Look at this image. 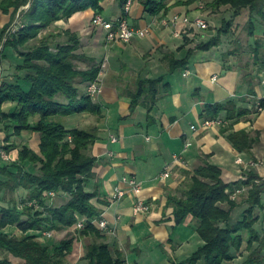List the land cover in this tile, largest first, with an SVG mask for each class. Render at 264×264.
<instances>
[{"label":"crops","instance_id":"obj_1","mask_svg":"<svg viewBox=\"0 0 264 264\" xmlns=\"http://www.w3.org/2000/svg\"><path fill=\"white\" fill-rule=\"evenodd\" d=\"M173 6V2L168 3L171 10ZM175 9L179 10V7ZM23 10L24 7L18 15ZM96 15L92 9L78 12L49 29L51 35L56 36L53 37L55 48L66 44L65 32L79 36L80 58L76 61L79 70L100 68L97 82L101 93L94 101L102 107V116L98 118L85 112L64 117L61 121L68 129L97 130V141L87 150V154L96 160V166L88 178L86 190L97 195L94 204L101 211V218L108 222L109 230L103 234L112 253L123 255L130 264L183 261L204 243L198 235L196 221L189 219L185 224H175L174 209L168 207L169 194L183 196L189 174L207 162L221 169L222 179L227 184L242 180L252 170L264 177V110L258 112L255 101L262 93L260 83L252 89L242 69L224 57L208 56L210 51L197 52L188 69L171 74L166 55L174 53L179 58L185 57L187 49H181L184 40L175 38L170 30L160 25L162 14L147 13L143 0H134L128 20L136 28L150 30V34L137 37L130 44L109 42L108 31L93 26ZM123 15L119 0H110L105 15L102 14L112 21H118ZM11 21V15H3L0 28ZM47 32L45 30L43 35ZM3 53L0 84L19 82L29 90V85L24 82L25 74L17 69L22 57L13 49ZM214 76L218 77L216 82ZM144 78H164L170 85L150 113L143 105L132 108V92ZM77 86L81 96L88 95L90 83L78 81ZM229 101L235 102L247 114L226 120L224 112L219 118L222 124L204 127L203 123L208 119L203 115L205 107ZM17 106V102H6L3 109L10 113L17 110ZM230 126L232 129L225 131ZM237 131H247L258 139L253 155L235 149L228 136ZM12 133L0 124V166H4L2 162L8 163L2 158L3 147L16 144L17 147L8 153L10 161H16L22 148L37 150L39 146L37 132L24 131L20 137ZM9 135L12 137L7 141ZM113 137L117 138L116 143L112 141ZM187 144H190L188 148ZM178 155L182 159L177 160L175 156ZM239 158L245 164L237 163ZM251 162L258 166H250ZM167 167H170V177L162 179ZM125 178H134L140 183L139 195L124 182ZM116 187L128 191L118 202L113 200ZM22 195L26 194L22 192ZM138 198L150 204L151 211L135 215L134 205ZM56 201L63 205L66 198L59 196ZM247 208L246 204H241L233 211V217L237 212L241 218ZM259 216L263 228L264 211H259ZM8 232L19 234L15 227L9 228ZM69 233L71 229L55 232L52 238L36 234L44 243L52 244L53 241L61 242ZM90 242L89 237L76 242L73 254L67 257L68 264H88L85 256ZM262 256L258 264H264V250ZM4 257L0 251V260ZM12 260L14 264L25 263L21 258L12 257ZM247 261L243 255H238L234 261L224 264H246Z\"/></svg>","mask_w":264,"mask_h":264},{"label":"trees","instance_id":"obj_2","mask_svg":"<svg viewBox=\"0 0 264 264\" xmlns=\"http://www.w3.org/2000/svg\"><path fill=\"white\" fill-rule=\"evenodd\" d=\"M110 0H0V21L3 15H11L12 21L0 29V67L3 52L13 49L22 61L18 71L24 73V82L30 89L25 90L21 83L0 86V124L20 137L24 131H34L40 135L37 150L27 147L18 153L16 161L0 166L1 194L10 198L8 206L0 209V251L5 254L0 264H14L12 257L21 258L24 264H68L67 257L72 255L76 242L89 237L85 259L88 264H125L123 255L115 256L102 231L89 223L79 232L69 233L59 244L44 243L36 233L44 231L60 232L73 228L78 216L93 221L101 217V211L94 204L95 193L86 190L96 166V160L87 154V150L97 141V130L68 129L62 118L78 113H91L102 116V107L88 95L81 96L77 82L94 83L98 80L100 68L79 70L76 61L81 40L77 34L65 32L67 42L58 45L54 52L53 35L42 39L40 34L61 20L69 19L78 12L94 10L102 15ZM124 10L128 0H119ZM200 0H188L187 4H196ZM30 10L22 12L21 23L25 26L15 33L8 30L23 7ZM145 11L153 16H169L171 8L168 0H143ZM214 8L228 7L235 10V17L245 9L251 15L250 34L255 36L253 13L264 19V0H216ZM196 6L194 9H197ZM233 20L224 22L219 34L207 42H201L195 48L190 45L194 39L192 33L183 37L187 49L183 58L174 53L166 55L169 72L188 69L194 55L218 48L223 36L230 34ZM193 32V31H192ZM264 40L256 41L254 58L256 64L264 66ZM262 56V57H261ZM252 89L254 83L250 81ZM170 85L164 78L140 79L137 90L132 92V108L143 105L149 113L162 93ZM63 98V99H61ZM6 102H17L18 109L6 112ZM264 109V100L261 103ZM226 113V120H235L247 112H242L233 101L226 104H209L203 115L208 119H219ZM232 129L227 127L225 131ZM12 135L7 136L10 141ZM236 150L253 155L258 142L247 131L233 132L228 136ZM17 146H5L10 153ZM183 196L169 194L168 207H172L176 225L185 224L189 219L197 222V232L203 245L187 259L173 264H224L234 261L240 252L252 251L246 264H258L264 250V236L259 232V211H264V177L256 171H250L245 180L227 184L222 179L219 167L210 163L189 174ZM247 188L244 204L248 208L241 218L233 221V211L241 203L233 199L238 190ZM24 192L26 195H22ZM65 197L63 205L52 204L50 193ZM21 194V195H19ZM5 197V196H4ZM6 199V197H5ZM37 200L39 208L26 203ZM20 204H24L20 208ZM17 228L19 234H11L9 228ZM42 235V234H41ZM259 244L255 248V245Z\"/></svg>","mask_w":264,"mask_h":264},{"label":"rangeland","instance_id":"obj_3","mask_svg":"<svg viewBox=\"0 0 264 264\" xmlns=\"http://www.w3.org/2000/svg\"><path fill=\"white\" fill-rule=\"evenodd\" d=\"M188 0H168L169 2H173L174 6L173 9L170 11V14H176L177 13H181V14H185V15H189V17L191 18H195L197 16H201L204 17L205 19H207V21L209 22L210 28L207 30H197V31H193L191 32L192 37L194 39L193 43L190 45L191 48H195L197 45H199L201 42H207L209 41L211 38L217 36L219 34L220 29L223 27L224 22L226 21H230L233 20V25L230 31V34L227 36H223V42L222 44L218 47L215 48L213 50L210 51V54L208 56L212 57L213 55H215L216 58H221L224 57L225 59L229 60L232 62L233 66L242 69L243 74L245 75L247 81L250 83L253 82L254 86L255 84L259 83V74L264 73V66L262 65V63L260 62L259 64H256V60L254 58V48L256 46V41L260 40L263 41L264 40V19L262 18V16H260L257 12L253 13V21H254V25H255V36L252 37L250 34V21H251V11L249 9H245L241 12V14L239 16L235 17V10L229 9L228 7H222L221 9H216L214 8L213 4L216 0H200L198 3L196 4H187ZM203 3L204 4V8L200 9V4ZM196 6H198L197 9H194ZM31 7V6H30ZM30 7L28 9H26L24 11L27 12L30 10ZM179 10L175 9L178 8ZM190 7V9H189ZM106 12V11H105ZM104 12V15H105ZM53 26H51L50 28H52ZM14 23L11 24L8 33H13V29H14ZM48 30L47 34L43 35V31L38 40L33 41L31 44H39V42L48 37L49 35H51L52 31ZM2 29V28H0ZM170 34L172 33L171 31H169ZM52 50L54 52L57 51V49L55 47L52 48ZM264 52V50H263ZM203 54V53H202ZM262 57V56H261ZM3 84H0V86H2ZM13 146H16V144H12ZM4 149V154H6L8 157V151L5 150V147H3ZM12 151V150H11ZM10 151V152H11ZM3 158V157H2ZM10 158V157H9ZM4 159V158H3ZM6 160V159H4ZM10 161V160H9ZM8 161V163H9ZM4 163V166H7L5 164V162H2V164ZM243 191H247V188H245ZM246 193V192H245ZM241 194V193H240ZM238 194V195H240ZM2 198L0 199V209L8 206V204L10 203V197L7 194H1ZM21 195V194H19ZM237 195V197H238ZM6 199H5V197ZM58 195H56L55 197H51L53 198V202L52 204H56V205H60V202L56 201L58 199ZM236 197V199H237ZM65 198V197H63ZM246 199V194L241 195L239 197L238 202H240L241 204H244V201ZM240 216L238 215V213H235V216L233 217V221L237 222ZM261 221V218H260ZM259 223L257 224V228L259 229V232L264 236V232L262 231V226ZM74 228L71 229V233H74ZM67 237V236H66ZM53 241V240H52ZM50 241V242H52ZM54 244V246L56 245V243H60L57 241H53L52 242ZM259 244L255 245V248L258 247ZM252 251H247L244 250L243 252H240L239 255H243L244 259H249L250 255H251ZM263 253V252H262ZM238 256V255H237Z\"/></svg>","mask_w":264,"mask_h":264},{"label":"built area","instance_id":"obj_4","mask_svg":"<svg viewBox=\"0 0 264 264\" xmlns=\"http://www.w3.org/2000/svg\"><path fill=\"white\" fill-rule=\"evenodd\" d=\"M133 2H134V0H128L127 1L125 8H124V15L118 21L108 20L102 15H96L93 19V26L106 29L108 31V37L107 38H108L109 42L115 43V44H117V43L130 44L137 37L144 38V37L149 36L150 30L136 28V27L132 26L128 20V15L131 12ZM29 7H30V5L24 7V9L26 10ZM204 7H205L204 4L201 3L200 9H203ZM21 18H22L21 14H19L16 21L14 22L15 28L12 31L13 33H15L17 30L25 27L21 23ZM160 25L162 27L170 30L172 32L173 36L177 39L183 38L185 34H189L192 31L207 30L210 28L209 22L204 17L197 16L195 18L194 17L191 18V17H189V15H185V14H181V13H176V14L162 18L160 20ZM186 75H188V73ZM217 80H218V77L214 76L213 81L216 82ZM259 83H260V87L262 89V93L260 95L256 96L255 101H256V110L258 112H261L264 110L261 107V103L264 100V73L259 74ZM88 93L93 98L97 97L101 93V88L98 85L97 81L90 84ZM222 123H223V121L220 119H206L204 121L203 125H204V127L209 128L211 126H215L217 124H222ZM112 141L114 143H116L117 138L113 137ZM189 146H190V144L186 145L187 148ZM2 157L4 159H6L7 161L10 160V158L4 153H2ZM181 157L182 156H179V155L175 156V158L177 160L182 159ZM237 163L243 165V164H245V161L242 158H239L237 160ZM249 165L250 166H258V164L255 162H251ZM170 173H171L170 167H167L166 172L163 174L162 179L169 178ZM246 178L247 177L245 176V177H243L242 180H245ZM124 182L131 187V190L136 195L140 194L142 187L136 179L125 178ZM242 192H243V190H238L233 195V199H236L237 195L242 193ZM127 193H128V191H126L125 189H123L121 187H116L115 192L113 194L114 202H118V201L123 200L126 197ZM50 196L55 197L56 193L51 192ZM26 204L29 206H35V207L39 208V203L37 200L29 201ZM23 206H24V204H20V208H23ZM149 211H151V205L148 204L147 202H145L144 200H142L141 198H138L137 201L135 202V205H134V214L139 215L142 213H148ZM0 219H1V217H0ZM89 223H91L92 225L97 227L102 232L109 230L108 222L101 217L90 222L88 218L78 216V222L73 227L74 228L73 232H79V231L84 230ZM70 229H72V228H70ZM54 233H55L54 231L41 232L42 236L46 237V238H52L54 236ZM125 264H130V263L126 261Z\"/></svg>","mask_w":264,"mask_h":264}]
</instances>
